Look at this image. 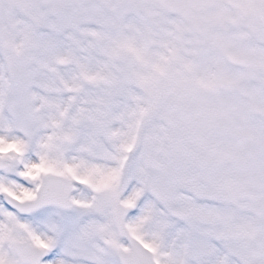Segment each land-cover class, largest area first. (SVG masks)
I'll use <instances>...</instances> for the list:
<instances>
[{
  "label": "snow or ice",
  "instance_id": "6c2138e0",
  "mask_svg": "<svg viewBox=\"0 0 264 264\" xmlns=\"http://www.w3.org/2000/svg\"><path fill=\"white\" fill-rule=\"evenodd\" d=\"M0 264H264V0H0Z\"/></svg>",
  "mask_w": 264,
  "mask_h": 264
}]
</instances>
